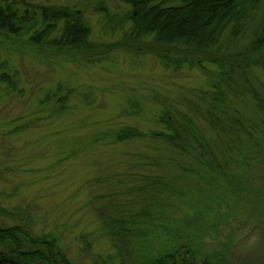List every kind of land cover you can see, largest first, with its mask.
Listing matches in <instances>:
<instances>
[{
  "label": "rangeland",
  "instance_id": "obj_1",
  "mask_svg": "<svg viewBox=\"0 0 264 264\" xmlns=\"http://www.w3.org/2000/svg\"><path fill=\"white\" fill-rule=\"evenodd\" d=\"M59 1L92 4V39L122 40L124 31L104 29L93 11L102 0ZM104 3L111 14L126 10L120 0ZM248 23L241 48L264 24V0ZM25 36L0 33L1 223L55 238L78 264H153L151 255L174 237L197 250L199 264L206 255L212 264L222 257L221 264H264V215L249 200L239 205L231 187L183 171L188 156L153 136L163 129V103L185 110L182 92L209 87L210 73L188 62L166 65L150 44L89 64L74 52L33 47ZM256 75L264 84V70ZM125 126L143 134L117 140ZM217 188L235 200L222 214L208 208Z\"/></svg>",
  "mask_w": 264,
  "mask_h": 264
},
{
  "label": "trees",
  "instance_id": "obj_2",
  "mask_svg": "<svg viewBox=\"0 0 264 264\" xmlns=\"http://www.w3.org/2000/svg\"><path fill=\"white\" fill-rule=\"evenodd\" d=\"M102 1L93 11L102 14L104 29L124 31L121 41L91 38L92 4L59 0H0V33L27 35L33 47L74 52L89 64L110 59L120 48L142 53L150 44L166 65L178 68L188 62L210 73L209 87L182 92L185 110L173 111L163 103L158 116L163 129L153 136L188 156L183 171L199 180L216 179L228 192L231 187V198L239 205L249 200L252 212L264 215V84L256 75L264 70V24L252 31L243 48L239 45L260 0H120L126 10L113 14ZM126 24L131 25L128 30ZM206 62L216 70L210 72ZM67 99L68 94L58 98L61 109ZM121 130L117 140L143 134L132 126ZM214 195L208 208L221 214L224 202L229 206L235 201L221 197L219 188ZM0 245V264H78L59 249L55 238L36 237L19 224L0 222ZM156 254L150 257L153 264L200 260L193 246L175 237L166 238ZM212 258L204 256L201 264H212Z\"/></svg>",
  "mask_w": 264,
  "mask_h": 264
}]
</instances>
